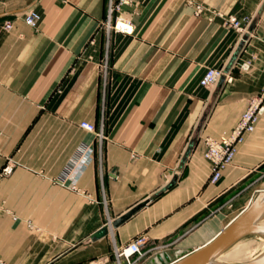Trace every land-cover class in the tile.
Masks as SVG:
<instances>
[{"label": "crops", "instance_id": "0c3cea01", "mask_svg": "<svg viewBox=\"0 0 264 264\" xmlns=\"http://www.w3.org/2000/svg\"><path fill=\"white\" fill-rule=\"evenodd\" d=\"M0 17V264H119L140 235L137 264L175 261L264 189V114L219 183L205 158L264 89V0H0Z\"/></svg>", "mask_w": 264, "mask_h": 264}, {"label": "built area", "instance_id": "2783aa9c", "mask_svg": "<svg viewBox=\"0 0 264 264\" xmlns=\"http://www.w3.org/2000/svg\"><path fill=\"white\" fill-rule=\"evenodd\" d=\"M125 1L128 0H122V3H125ZM200 11L201 7L198 6L197 12L199 13ZM113 13L114 6L111 4L109 7L110 20ZM39 20L40 15L35 11L28 13L25 17V23L34 29L37 28ZM232 26L237 30L241 29V24L237 20L232 22ZM12 27L11 22L5 24L6 29H11ZM110 27L111 25H109V29H111ZM115 29L128 35L133 33L132 25L122 20H118ZM223 77L224 71L222 69L210 68L201 79L200 84L202 87H211L216 85ZM263 114L264 89L259 95L248 101L245 111L231 134L221 137L220 140H214L212 138L206 140L207 150L205 158L212 164L210 183L217 184L221 181L223 172L234 163L238 149L245 142L246 136L256 131L259 120ZM80 127L89 132L96 131L95 125L89 122H82ZM98 136L103 138L102 133ZM2 173L4 175H10L12 173V168L6 167L3 169ZM1 212L2 207L0 205V213ZM146 245L147 239L140 235L135 237L127 245L116 248L115 255L118 263L121 264V259H124L127 264H137L138 260L145 259L152 252V249H146ZM134 257H137V260H135Z\"/></svg>", "mask_w": 264, "mask_h": 264}, {"label": "water", "instance_id": "95a60500", "mask_svg": "<svg viewBox=\"0 0 264 264\" xmlns=\"http://www.w3.org/2000/svg\"><path fill=\"white\" fill-rule=\"evenodd\" d=\"M107 234L108 228L104 227L91 238L99 239ZM249 236L264 239V189L256 194L249 205L224 230L203 247L183 252L175 261H172L167 253L158 255L157 260L161 264H264V253L251 261H219L224 254ZM153 262L156 264V260Z\"/></svg>", "mask_w": 264, "mask_h": 264}, {"label": "bare ground", "instance_id": "6f19581e", "mask_svg": "<svg viewBox=\"0 0 264 264\" xmlns=\"http://www.w3.org/2000/svg\"><path fill=\"white\" fill-rule=\"evenodd\" d=\"M260 242L252 240L236 244L230 251L224 254L221 262H245L251 261L264 253V239L259 237Z\"/></svg>", "mask_w": 264, "mask_h": 264}, {"label": "rangeland", "instance_id": "374dc122", "mask_svg": "<svg viewBox=\"0 0 264 264\" xmlns=\"http://www.w3.org/2000/svg\"><path fill=\"white\" fill-rule=\"evenodd\" d=\"M252 240H257V242H260L259 237L258 236H249L245 239H243L242 241H240L239 243H244V242H248V241H252Z\"/></svg>", "mask_w": 264, "mask_h": 264}]
</instances>
